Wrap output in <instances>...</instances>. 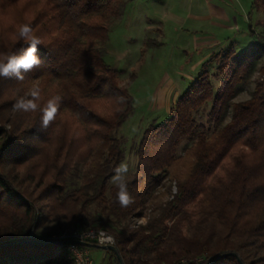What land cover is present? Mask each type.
I'll return each instance as SVG.
<instances>
[{
	"label": "trees",
	"instance_id": "1",
	"mask_svg": "<svg viewBox=\"0 0 264 264\" xmlns=\"http://www.w3.org/2000/svg\"><path fill=\"white\" fill-rule=\"evenodd\" d=\"M126 2L0 0V54L27 47L22 24L43 42L41 64L23 80L0 77V124L11 127H0V264H71L65 245L35 241L85 229L110 234L123 264H208L226 253L264 264V64L249 99L235 101L264 59V40L249 26L247 50L215 55L214 74L204 63L168 117L144 130L132 177L110 184L124 161L114 132L133 101L104 48ZM252 8L264 15V0ZM33 90L38 109L19 110L21 125L10 120L7 107L33 99ZM9 91L16 95L3 100ZM54 97L58 110L42 128L40 109ZM28 161L41 171L26 173L20 192L4 170ZM121 182L127 204L119 201ZM137 219L146 222L132 224ZM237 257L214 264H240Z\"/></svg>",
	"mask_w": 264,
	"mask_h": 264
},
{
	"label": "rangeland",
	"instance_id": "2",
	"mask_svg": "<svg viewBox=\"0 0 264 264\" xmlns=\"http://www.w3.org/2000/svg\"><path fill=\"white\" fill-rule=\"evenodd\" d=\"M110 23L104 48L106 61L122 72L119 84L127 89L133 101L132 113L114 132L115 137L123 140L124 161L118 170L124 168L126 172L118 171L110 179L112 184L132 177L137 163L135 149L144 130L168 117L175 96L178 98L186 90L204 63L209 62L206 69L214 74L218 61L215 55L224 54L232 47L235 54L247 50L253 41L249 26L264 40V15L252 8V0H127L121 17ZM263 64L264 59L255 64L249 83L241 85L242 93L236 102L249 99ZM218 78L213 79L215 88L219 85ZM15 95L9 91L3 100H11ZM18 111L7 107L4 114L21 125V111ZM2 127L6 131L11 129L7 123ZM33 165L34 161H28L8 165L4 170L20 192L21 178L26 173L38 177L41 171ZM32 188L33 185L29 190ZM145 222L137 219L132 224ZM53 226L54 222H49L37 234L44 235ZM87 230L111 236L103 230L85 229L68 231L59 239L66 240L76 232ZM89 252L92 264H114L107 251L89 249ZM66 254L71 262L67 250Z\"/></svg>",
	"mask_w": 264,
	"mask_h": 264
},
{
	"label": "clouds",
	"instance_id": "3",
	"mask_svg": "<svg viewBox=\"0 0 264 264\" xmlns=\"http://www.w3.org/2000/svg\"><path fill=\"white\" fill-rule=\"evenodd\" d=\"M18 36L25 41L27 47L18 54H0V77L23 80L25 78L24 73L30 72L33 68L38 67L41 64V58L37 53L38 46H41L43 43L42 39L35 35L31 26L27 24L19 26ZM31 96L33 99H21L17 101L15 107L24 111L37 110L38 105L34 103V99L39 96V91L33 90ZM59 101L60 97H54L50 99L42 109H40L42 112V128H47L50 122L54 119L58 110ZM118 171L122 174L123 172H126V169L122 168ZM118 187L120 188V191L118 192L120 203L127 204L129 202V197L124 190L125 184L121 182L118 184Z\"/></svg>",
	"mask_w": 264,
	"mask_h": 264
},
{
	"label": "built area",
	"instance_id": "4",
	"mask_svg": "<svg viewBox=\"0 0 264 264\" xmlns=\"http://www.w3.org/2000/svg\"><path fill=\"white\" fill-rule=\"evenodd\" d=\"M68 240H76L81 242H88L98 245H113V237L105 234L102 231H81L76 232L66 238ZM115 244V243H114ZM66 250L72 264H92V257L88 248L79 245H66Z\"/></svg>",
	"mask_w": 264,
	"mask_h": 264
},
{
	"label": "water",
	"instance_id": "5",
	"mask_svg": "<svg viewBox=\"0 0 264 264\" xmlns=\"http://www.w3.org/2000/svg\"><path fill=\"white\" fill-rule=\"evenodd\" d=\"M25 242L28 243V241H25ZM16 243H19V242H16ZM35 243H54V244H60V245H65V246L66 245H79V246H82V247H85L88 249H98V250H102V251H110L116 255V258H117L119 264H123L120 257H119V254L117 252L116 247L111 246V245H98V244L81 242V241H76V240H68V239L61 240V241L42 240V241H35ZM13 244H15V243H12L10 245H13ZM230 256L237 257L236 254H234V253H226V254L219 256L218 258H216L215 260H213L212 262H210L208 264H214L215 262L219 261L220 259L225 258V257H230ZM237 259H238V262L240 264H242L238 257H237Z\"/></svg>",
	"mask_w": 264,
	"mask_h": 264
},
{
	"label": "crops",
	"instance_id": "6",
	"mask_svg": "<svg viewBox=\"0 0 264 264\" xmlns=\"http://www.w3.org/2000/svg\"><path fill=\"white\" fill-rule=\"evenodd\" d=\"M193 80H194V79H192V81H193ZM192 81H191V82H192ZM161 94H162V93H161ZM176 99H177V96H175V100H176Z\"/></svg>",
	"mask_w": 264,
	"mask_h": 264
}]
</instances>
